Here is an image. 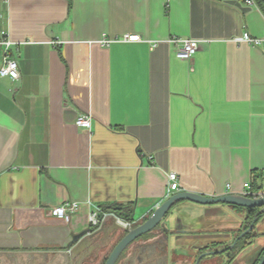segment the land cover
<instances>
[{"label":"crops","instance_id":"1","mask_svg":"<svg viewBox=\"0 0 264 264\" xmlns=\"http://www.w3.org/2000/svg\"><path fill=\"white\" fill-rule=\"evenodd\" d=\"M263 27L264 12L240 0H0L21 74L0 79V264H104L126 231L110 218L74 243L91 205L141 224L170 174L179 192H263L264 46L235 42ZM176 39L198 42L190 62ZM83 115L91 129L77 127ZM67 203L79 205L70 223L53 215ZM245 219L180 202L117 264H194L231 249ZM256 228L230 263L223 252L201 264H255L264 216Z\"/></svg>","mask_w":264,"mask_h":264},{"label":"built area","instance_id":"2","mask_svg":"<svg viewBox=\"0 0 264 264\" xmlns=\"http://www.w3.org/2000/svg\"><path fill=\"white\" fill-rule=\"evenodd\" d=\"M244 1L249 6H254L256 4L255 0H240ZM264 30V27H263ZM124 42L137 43L141 41L139 35H125L121 38ZM239 44H249L251 46L260 47L264 46V34L261 38L252 37L250 34L245 33L241 37L235 40ZM111 41H103L102 45L107 47ZM176 45V57L181 62H190L193 57L198 52L199 44L197 41L192 39H176L174 40ZM12 43L8 36L4 33L0 34V79L7 78L12 83L16 84L19 82L20 66L18 57H13L11 54ZM91 117L88 115L81 116L76 125L79 128L91 129ZM149 160H152V157H149ZM180 191V186L178 178L175 174H170L168 176V188L166 190L165 201L171 198L175 193ZM241 196L251 198V199H261L264 198L263 192L253 191L252 184L246 183L243 187V191L240 194ZM91 205V204H90ZM159 205L156 206V208ZM93 211L88 217V222L90 228L94 231L99 230L110 218H114L116 222L124 229H129L133 227L132 222L121 220L114 213L107 212L97 206L91 205ZM79 205L77 203H67L61 205L53 210V215L63 220L66 223H70L72 215L78 211Z\"/></svg>","mask_w":264,"mask_h":264},{"label":"water","instance_id":"3","mask_svg":"<svg viewBox=\"0 0 264 264\" xmlns=\"http://www.w3.org/2000/svg\"><path fill=\"white\" fill-rule=\"evenodd\" d=\"M180 202H187L200 206H213V205H225L228 209H243V214H246L248 210L251 209H261V213L264 214V198L261 199H251L238 194H227L220 197H206L201 194L190 193V192H177L171 198L160 204L151 214L147 215L141 220V224H137L129 229H124L126 235L114 246L110 254L104 260V264H117L123 253L137 240L141 239L143 236L148 235L158 229L163 228V220L171 209ZM132 223H138V221L132 218ZM258 218H254L253 222L250 224L249 228L244 231L238 238L242 239L246 235L253 234ZM96 231L90 229L86 232L81 233L74 238V243H78L85 237H92ZM236 240L232 246L229 248H234L238 242ZM225 252H209L200 255L194 262V264H201L202 260L206 257L214 256L216 254H221ZM258 264H264V255L259 259Z\"/></svg>","mask_w":264,"mask_h":264},{"label":"trees","instance_id":"4","mask_svg":"<svg viewBox=\"0 0 264 264\" xmlns=\"http://www.w3.org/2000/svg\"><path fill=\"white\" fill-rule=\"evenodd\" d=\"M255 2L258 5L259 9L262 12H264V0H255ZM105 211L112 212V213L116 214L118 217L125 219L126 221H130V222L132 221V217H131L130 213H128L125 216L124 214L120 213L119 210H116V209H112V210L105 209ZM235 211L238 212V213H243L244 212L243 209H235ZM245 215H246V219H245V223H244V231H246L249 228V226L253 222L254 218L257 217L258 221H259L264 216V214L261 213V209L248 210ZM254 238L255 237H254L253 234L246 235L245 237H243L242 239H240L238 241V243H237L235 248L230 249V250L226 251L225 253H223V254H227L229 256L228 257V263H230L234 259V257L236 256V252H238L239 250H243L245 247H247L248 245L252 244V242L254 241ZM263 255H264V250H262V252H261V254H260V256H259V258H258V260L256 261L255 264H258L259 259Z\"/></svg>","mask_w":264,"mask_h":264},{"label":"bare ground","instance_id":"5","mask_svg":"<svg viewBox=\"0 0 264 264\" xmlns=\"http://www.w3.org/2000/svg\"><path fill=\"white\" fill-rule=\"evenodd\" d=\"M132 224H133V226H135V225H137V224H139V223H135V222H133Z\"/></svg>","mask_w":264,"mask_h":264},{"label":"flooded vegetation","instance_id":"6","mask_svg":"<svg viewBox=\"0 0 264 264\" xmlns=\"http://www.w3.org/2000/svg\"><path fill=\"white\" fill-rule=\"evenodd\" d=\"M238 241H239V240H238ZM237 243H238V242H237ZM236 245H237V244H236ZM235 247H236V246H235ZM235 247H234V248H235ZM231 249H233V248H231ZM229 250H230V249H229ZM226 255H227V254H226ZM227 257H229V256L227 255ZM203 260H204V259H203ZM203 260H202V261H203ZM201 263H202V262H201Z\"/></svg>","mask_w":264,"mask_h":264},{"label":"rangeland","instance_id":"7","mask_svg":"<svg viewBox=\"0 0 264 264\" xmlns=\"http://www.w3.org/2000/svg\"><path fill=\"white\" fill-rule=\"evenodd\" d=\"M260 220H261V219H260ZM258 222H259V221H258ZM258 228H259V227H258ZM258 228L255 227V232H256V230L259 231Z\"/></svg>","mask_w":264,"mask_h":264}]
</instances>
